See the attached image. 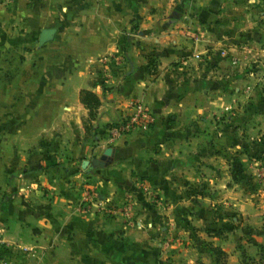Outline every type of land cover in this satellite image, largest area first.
<instances>
[{
    "label": "crops",
    "instance_id": "crops-1",
    "mask_svg": "<svg viewBox=\"0 0 264 264\" xmlns=\"http://www.w3.org/2000/svg\"><path fill=\"white\" fill-rule=\"evenodd\" d=\"M34 32L30 72L0 76L2 171L21 129V201L0 199L3 264H155L184 242L237 259L264 249V220L243 197L264 142L199 141L202 115L246 96L235 86L248 78L236 72L241 59L264 62V0H21V35ZM118 50L116 66L98 62ZM80 89L99 99L91 131L128 113L134 97L153 124L109 145L90 141ZM87 184L113 206L128 199L129 216L95 209L82 198ZM235 212L246 216L238 225Z\"/></svg>",
    "mask_w": 264,
    "mask_h": 264
},
{
    "label": "rangeland",
    "instance_id": "rangeland-1",
    "mask_svg": "<svg viewBox=\"0 0 264 264\" xmlns=\"http://www.w3.org/2000/svg\"><path fill=\"white\" fill-rule=\"evenodd\" d=\"M37 42V32L31 35H21V0H0V47H5V50L0 49V76L9 77L8 79H21V74H28L32 67L30 63L34 60V45ZM123 55L124 52H119V50L117 52L113 51L110 54L99 57L98 62L102 63L105 58H108L116 66L118 63H114L115 58L113 57L115 56L119 59L120 57L123 58ZM25 60L27 62H24ZM108 67L110 68V66ZM89 71L97 77H103L105 73L102 67L96 66L90 67ZM238 71L241 74L246 73L248 75L247 79L238 81L235 85L244 91L247 98L246 96L240 98L234 106L221 109L215 112L214 115H202L207 120V124L204 125L205 127L203 126L204 130L199 133V141L264 142V62L263 64L250 65V63L241 59L240 63L236 66V72L239 73ZM247 86H250L249 92L245 91ZM245 107L251 111L248 115L244 114L246 112ZM248 116L249 118H247ZM104 129L105 127L102 126L97 131H88L87 138L90 141H104ZM18 137L20 141H9L7 170L3 169L2 171L0 169V199L7 197L21 201V129ZM18 137H14L12 132L9 136L11 140H17ZM45 137L47 138V136ZM256 165L260 173L255 179H250L247 182L252 192L251 195H243V197L245 196L244 200L248 202V206L245 207L244 211L253 214L262 221L264 220V175L261 172H264V164L257 163ZM97 194L99 196V191ZM129 202L128 199H124L121 205L128 203L130 208ZM222 204L228 205V203ZM108 205H111V202ZM130 212L131 210L129 209ZM221 214L222 212L217 213V215ZM232 216L236 218L237 225L246 219V216L241 213L235 212L230 217ZM262 224L264 225V221ZM201 228V226L196 227L199 230ZM208 229L204 227V230H202L208 233ZM210 230L212 231L213 229ZM171 237L174 238L175 235ZM162 238L166 239V237ZM209 241L202 239L199 246H207ZM210 243L212 242L210 241ZM181 246L180 250L177 247L169 248L166 256L161 258L159 263L155 264H216L217 259L214 252L211 251V254H208L203 251L204 249L197 252V250L191 249L197 246L194 242H184ZM5 253L7 252H4V255ZM248 253L253 254L252 251ZM4 255L2 256L3 259L6 256ZM221 258L225 261V264H264V249L260 250V252L257 251L253 255H245L241 259H237L236 256H230L228 253Z\"/></svg>",
    "mask_w": 264,
    "mask_h": 264
},
{
    "label": "built area",
    "instance_id": "built-area-1",
    "mask_svg": "<svg viewBox=\"0 0 264 264\" xmlns=\"http://www.w3.org/2000/svg\"><path fill=\"white\" fill-rule=\"evenodd\" d=\"M113 58H115V63H118L119 59L115 56ZM129 105L131 110L128 113L104 129V141H102V144L109 145L119 137L133 130L145 131L153 124V114L141 99L134 97L130 100ZM97 193L98 190L94 186L87 184L84 186L82 198L90 204L93 203L95 209H105L109 214L129 216L130 208L128 203H123L120 206L108 205ZM2 260L0 257V264H3Z\"/></svg>",
    "mask_w": 264,
    "mask_h": 264
},
{
    "label": "trees",
    "instance_id": "trees-1",
    "mask_svg": "<svg viewBox=\"0 0 264 264\" xmlns=\"http://www.w3.org/2000/svg\"><path fill=\"white\" fill-rule=\"evenodd\" d=\"M79 100L80 102L83 104V106L87 109V115L85 117H83V126H84V130L85 133L88 134V131H91L93 129L92 125H91V119L94 118L95 116V109L96 106L99 102V99L97 97V95L88 89H80L79 90ZM111 123H106L104 125V127H108ZM104 131V130H103ZM208 232H213L215 235L216 234H222V228H218L216 230H207ZM210 249L212 252L215 253V257H216V264H225V261L221 258L223 256H225V252H223L221 250V248L219 246H214V245H210ZM4 247L3 245H0V257L2 258L3 254H4Z\"/></svg>",
    "mask_w": 264,
    "mask_h": 264
},
{
    "label": "water",
    "instance_id": "water-1",
    "mask_svg": "<svg viewBox=\"0 0 264 264\" xmlns=\"http://www.w3.org/2000/svg\"><path fill=\"white\" fill-rule=\"evenodd\" d=\"M109 149H110V147H106V148L104 149V151L102 152V154L99 155V159H100V160L105 159L106 154L108 153Z\"/></svg>",
    "mask_w": 264,
    "mask_h": 264
}]
</instances>
